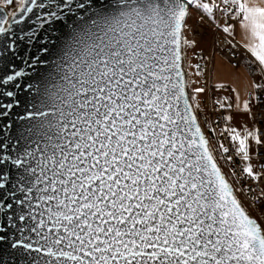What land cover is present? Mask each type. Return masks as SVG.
<instances>
[{
  "label": "snow or ice",
  "instance_id": "6c2138e0",
  "mask_svg": "<svg viewBox=\"0 0 264 264\" xmlns=\"http://www.w3.org/2000/svg\"><path fill=\"white\" fill-rule=\"evenodd\" d=\"M0 6V84L14 89H0V264H264V165L251 162L264 148V0ZM189 31L214 45L219 33L243 83L215 103L224 122L249 118L225 131L238 142L227 159L261 184L250 198L190 103Z\"/></svg>",
  "mask_w": 264,
  "mask_h": 264
},
{
  "label": "built area",
  "instance_id": "2783aa9c",
  "mask_svg": "<svg viewBox=\"0 0 264 264\" xmlns=\"http://www.w3.org/2000/svg\"><path fill=\"white\" fill-rule=\"evenodd\" d=\"M194 25H198V17H196ZM197 29H199V27H197ZM206 34H210L211 36V48L208 50H197L194 53L195 69L199 74V87L205 88V93L199 94V100L197 101L200 113L199 122L202 125V130L205 132L206 138L210 141V146L222 168V171L228 176L230 182L234 181V188L239 198L244 200L250 198L252 194L248 192L249 187L252 188L253 193L258 194L261 184L256 180H251L247 174H242V168L245 162L242 161L241 156H234V159L231 161L227 159L228 155L234 154L236 145L225 131L228 122L221 120L219 113L222 110L219 109V106L215 102L217 100H223L226 95H229L228 91L230 88L226 87L219 90L211 82L212 55L213 53L220 54L219 48L223 46L220 43L222 37L219 33H216V43L214 45L212 39L213 33L208 32ZM225 51H227V49H225ZM228 55H230V53H228ZM226 62L228 63L227 60ZM232 63L234 64L235 61ZM198 64L200 65L199 70L196 67ZM195 106L193 105L194 109ZM224 114H228V111L224 110ZM256 127L259 126L257 125ZM220 144L229 148V153L224 154L223 150L219 147ZM253 148H255V144H253ZM251 162L257 170L260 169L261 165H264V148L260 150V156H257L255 151L251 152ZM241 193H243V195H241Z\"/></svg>",
  "mask_w": 264,
  "mask_h": 264
},
{
  "label": "rangeland",
  "instance_id": "374dc122",
  "mask_svg": "<svg viewBox=\"0 0 264 264\" xmlns=\"http://www.w3.org/2000/svg\"><path fill=\"white\" fill-rule=\"evenodd\" d=\"M21 2V0H14V4L15 5H19V3ZM15 9L13 8H8L6 9L7 12H11ZM196 20V17L193 16L192 19L189 20V24L194 25V21ZM197 32L199 33L200 30L197 29ZM188 36L192 37L193 39H196L199 41V47H196L195 51H193L191 48H185L184 50V54H183V67H184V71H185V75H186V80H187V88H188V93L192 94V95H197L194 93V88L199 87V74L195 69V59H194V53L197 50H205V48L209 47L210 45V34H206L203 37L196 35L193 36L192 32L189 31L188 32ZM210 36V37H209ZM207 50V49H206ZM196 73V74H194ZM199 100V95H197V99L195 101H192V104L195 106L197 105V101ZM249 118L247 117H241V116H236V118L232 121H229V124L233 125L235 128H237L238 131H243V129L247 126L245 123V120H248ZM237 146H238V142ZM250 143L254 144V142Z\"/></svg>",
  "mask_w": 264,
  "mask_h": 264
},
{
  "label": "crops",
  "instance_id": "0c3cea01",
  "mask_svg": "<svg viewBox=\"0 0 264 264\" xmlns=\"http://www.w3.org/2000/svg\"><path fill=\"white\" fill-rule=\"evenodd\" d=\"M210 37V36H209ZM236 39L239 40L240 37L239 35L236 36ZM211 40V39H210ZM211 48V42L209 47L205 49H210ZM196 74V73H194ZM234 79L233 73H232V68L228 65L226 60L218 53H213L212 55V68H211V82L213 85L217 87L218 84H224V85H229V93L231 90V87H240L241 91L243 89V83L241 80L237 79L236 84L232 85L231 81ZM218 88V87H217ZM219 90H222V88H218ZM199 95V94H197ZM231 95L234 97L235 93H231ZM242 97H243V92H242ZM228 127H234L232 124H229L228 121ZM237 147V143H235ZM253 147V146H252Z\"/></svg>",
  "mask_w": 264,
  "mask_h": 264
},
{
  "label": "water",
  "instance_id": "95a60500",
  "mask_svg": "<svg viewBox=\"0 0 264 264\" xmlns=\"http://www.w3.org/2000/svg\"><path fill=\"white\" fill-rule=\"evenodd\" d=\"M22 2H27V0H21V2L19 3V5H20ZM0 7H2V6H0ZM15 10L17 11V19H18V18H19V13H20L23 9L16 8ZM5 11H6V10H5ZM34 11H35V9H34ZM29 19H34V17L32 16L31 13H30L27 17H25V21H27V20H29ZM21 28H25V22H21L19 25H13V31H14L15 33H19V30H20ZM25 30H27V29L25 28ZM3 36H4V34H0V40L3 39ZM10 51H11V50H10ZM15 63H16L17 65H22V62H21L20 60H15ZM182 64H183V61H182ZM3 66H4V61H3V60H0V68H2ZM183 69H184V67H183ZM184 72H185V71H184ZM9 73L11 74V68L9 69ZM185 76H186V75H185ZM0 78H2V77H0ZM17 79H18V81H19L20 78H17ZM11 83H12V82H9V85L0 84V89H5V90H9V91L14 90V89L10 86ZM186 91L188 92V88H186ZM190 103H192L191 100H190ZM202 131H203V130H202Z\"/></svg>",
  "mask_w": 264,
  "mask_h": 264
}]
</instances>
